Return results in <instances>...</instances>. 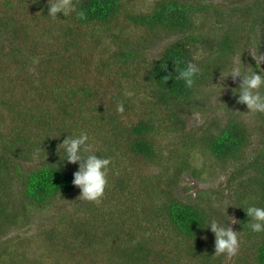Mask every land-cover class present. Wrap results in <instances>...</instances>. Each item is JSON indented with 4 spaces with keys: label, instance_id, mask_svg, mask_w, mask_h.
Wrapping results in <instances>:
<instances>
[{
    "label": "trees",
    "instance_id": "obj_1",
    "mask_svg": "<svg viewBox=\"0 0 264 264\" xmlns=\"http://www.w3.org/2000/svg\"><path fill=\"white\" fill-rule=\"evenodd\" d=\"M31 1L33 17L14 7L13 0H0V230L18 225L19 206L38 209L66 197L72 198L73 210L63 218L65 230L61 236L53 229L47 233L58 240L59 263L107 254L113 255L111 264H264V233L247 227L243 210L250 204L264 207V121L257 142L243 112L229 105L222 118H208L196 130L186 129L184 117L203 112L201 90L216 81L238 52L243 28L264 55V0H229L226 5L216 0H149V7L139 9L129 0H74L84 19L75 13L53 18L47 15L48 0ZM29 19L32 29L41 21L43 32H32ZM203 20L211 21L206 32L200 27ZM83 27L95 37L89 44ZM131 29L142 32L135 41L127 34ZM161 34L175 40L148 59L151 40ZM103 38L112 40L111 51L93 61L91 52ZM188 62L200 68L192 88L176 79L175 69ZM112 66L116 83L133 80L147 88L143 107L125 92L111 95L110 103L93 105L99 82L86 84L85 76L95 69L112 76ZM120 103L122 113L117 112ZM137 109V120H125V114ZM160 124L178 131L179 147L162 150ZM81 131L88 133L96 155L112 161L97 202L79 198L80 189L72 184L78 166L61 162L57 152L67 134ZM37 149L40 158L34 159ZM192 152L203 162L200 168L194 166ZM119 155L160 165L164 176L152 172L146 179L141 174L134 184L126 177L131 168L127 172V166L120 168L115 161ZM218 167L234 170L229 210L239 221L235 230L241 231V252L231 260L215 255L214 234L204 228L206 218L227 223L230 217L213 207L208 192L195 198L176 192L183 170L201 177ZM11 253L15 250L1 249L0 264L14 263Z\"/></svg>",
    "mask_w": 264,
    "mask_h": 264
},
{
    "label": "rangeland",
    "instance_id": "obj_2",
    "mask_svg": "<svg viewBox=\"0 0 264 264\" xmlns=\"http://www.w3.org/2000/svg\"><path fill=\"white\" fill-rule=\"evenodd\" d=\"M7 1L9 0H4V2ZM129 1L130 3L132 2L133 7L137 9L143 7V5L149 7V0ZM250 1L252 0H249V2ZM27 2L28 3H20L19 0H13V6L22 7L21 10L23 12L28 13L30 17H33V14L29 12V4L32 3V1L27 0ZM214 3L226 5L227 3L229 4V0H216L214 1ZM229 8L224 12L225 16L226 14H229L233 9L232 7L229 11ZM13 11L14 9L10 8L9 12ZM31 23L32 20H30V29L32 30V32H34L33 30H35L36 33L43 32L44 24L41 23V21L33 23V29L31 28ZM210 25L211 21L207 20V22L205 21L204 24L200 27L206 32L210 29ZM115 31L118 32L117 29H115ZM82 32L87 33V35L85 36L87 44L90 43V39H95L94 35L89 34V27H83ZM141 33L142 32L140 31L131 29L127 34L130 35L129 37L135 41L138 39V36ZM243 34V39L237 49L238 52L227 62L225 70H221L217 74L216 81L213 84L209 83L202 88L200 95H202L206 101V106L203 108V112L190 111V113H186V115L184 116L186 120V129L196 130V128L200 127L204 123H207V119L211 117L222 118L224 114L228 113L227 107L229 105L231 107H234L233 109H235L236 111L238 110L239 112H243L241 113L243 114L246 124L251 127L253 133L252 137L254 141H260L259 139L263 134L262 125L264 121V113H251L247 110L245 105H238V103L233 102L234 98L238 95V93H235V89L239 86V79L233 81L231 77H227L229 69L233 66V64L240 65L242 71L244 72H247L251 67L256 70V61L254 58H258L259 55L262 54V51L259 50L260 47H258V45H255L256 41H254L253 35L249 32H244V28ZM51 35L54 34L51 32ZM174 38L175 36L161 34L160 38L152 39L150 43V49H148V52L146 54L148 59H152L158 56V54L167 44L175 40ZM101 42L103 44L91 52V54H93V61L98 58L103 59L102 56L107 55L109 50L111 51V47L109 46H112V40L103 38L101 39ZM89 46H94V44H90ZM260 67L261 69H264V62L261 63ZM108 69L110 70V72H112V76H110L108 72L99 74L97 73L96 69V71L90 70V73H87L85 76L84 83L86 84H93L96 81L99 82L97 88V90L99 91V98L94 100L93 105H97L98 103L102 102H104V104L110 103L111 95L117 92H125L128 94V96H136L138 100V107H143V103H140V101H142L143 99L142 96L147 95V88H145L143 85H138L133 80H123L121 84H118L113 81V79H115L113 75L116 67L112 66L111 69ZM32 93L33 91L30 90V94ZM51 102H53V100ZM139 112L140 111H138L137 109L135 113L132 112L129 114H125V120H137ZM159 131L158 141L163 151H167L168 147L172 149L179 147V144H177L178 131H174L173 127H170L169 125L167 126L165 124H160ZM181 135L183 139L184 135ZM246 152L250 154L252 153L250 152L249 148L246 149ZM192 156L194 159V166L196 168H200L203 162L199 160L197 161V158H195L196 156H194V152H192ZM114 157L120 168H124V166H127V172H129V168H131L126 177H128V179L134 184H139L141 174H147L146 179H150V175L153 174L152 172L164 176L163 167L160 165L155 166L154 164L147 165L145 163H140L142 162L141 159H138L137 157L134 159H129L127 155H119V157ZM185 157L187 158L188 156ZM166 163L169 165H173V163L169 161ZM233 172L234 170L231 172L226 170L223 171L222 168L218 167L209 173L203 174L201 177H195V175H191L189 171L183 170L182 175L180 176V182L178 183L179 186L176 187V192L181 195V198H186L188 196H192L193 198H195L197 195H199V193L204 192L205 194L206 192H208V197L211 199V201L213 200V207L221 210L224 215H228L235 219V214H232L229 210V206L234 204L229 182ZM128 174H131V176H129ZM14 190V192L18 193L17 187H15ZM19 208L22 210V212L20 214V221L18 225L15 226L14 224H9L6 228L0 230V250L3 248L5 249L6 247L10 250H15V253H11L12 255H10L13 259L16 260L13 264H63L59 263L57 260V258L60 257H57V248L59 247L58 240H50V236L47 233L48 231H50V229H53L58 236H61V232L65 230V225H63V218L65 217V215H67L68 212H70L71 214L73 210L72 198H58L52 204L42 205L38 209L36 208V206L31 205L25 206L24 209L20 206ZM27 218L29 220H27ZM21 223L22 226H20ZM230 226L234 231H236V224H231ZM49 244L52 245L53 248H51ZM54 245H57L58 247ZM240 252L241 246L237 253L239 254ZM237 255L233 257H236ZM233 257H228V259L231 260ZM112 260L113 255L107 254L98 255L92 261H89V259H83L80 256H75V260L71 264H111Z\"/></svg>",
    "mask_w": 264,
    "mask_h": 264
},
{
    "label": "clouds",
    "instance_id": "obj_3",
    "mask_svg": "<svg viewBox=\"0 0 264 264\" xmlns=\"http://www.w3.org/2000/svg\"><path fill=\"white\" fill-rule=\"evenodd\" d=\"M59 13H62L64 17L75 13L79 19L85 18L84 12L77 9L74 0H48L47 15L58 18ZM254 59L256 70L251 67L244 72L240 65L233 64L227 77H231L233 81L239 79V86L235 89V93H238L237 103L245 105L251 113H264V69L260 67L264 62V55ZM175 72L176 79L184 81L185 87L192 88L200 74V68L188 62L184 67L176 68ZM123 111V104H118L117 112ZM57 152L61 162L78 166L73 173L72 184L80 189L79 198L89 202L99 201L108 184L111 158L96 155L92 150L90 137L84 131L74 136L67 134L58 145ZM33 158H40L39 149L33 153ZM243 210L248 217L247 227L254 233H264V207L250 204ZM238 222L233 217H230L227 223H222L215 218H206L204 228L210 229L214 234L215 255L226 254L228 257H233L237 254L240 248L239 233L241 231H234L230 225Z\"/></svg>",
    "mask_w": 264,
    "mask_h": 264
}]
</instances>
